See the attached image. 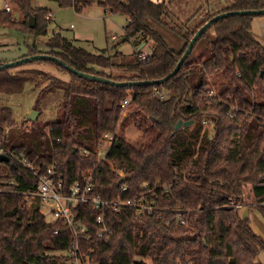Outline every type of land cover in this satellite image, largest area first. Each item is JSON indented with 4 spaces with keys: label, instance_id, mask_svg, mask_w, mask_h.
Here are the masks:
<instances>
[{
    "label": "trees",
    "instance_id": "obj_1",
    "mask_svg": "<svg viewBox=\"0 0 264 264\" xmlns=\"http://www.w3.org/2000/svg\"><path fill=\"white\" fill-rule=\"evenodd\" d=\"M13 1L26 18L18 21L9 10H0V28L47 33V8H34L32 0ZM57 1L80 11L94 0ZM100 3L106 11L129 18L127 36L137 46L151 41V55L118 65L107 49L90 51L59 33L48 50L34 46L32 54H52L80 71L120 81L154 80L174 69L197 29L217 13L264 8V0H217V8L193 27L188 22L173 27L184 38L182 49L175 51L148 24L149 18L168 16L165 0ZM30 15L36 18L35 27L29 25ZM256 16L235 14L217 20L179 71L160 84L91 81L51 61L67 77L55 75L40 90L37 109L54 86L60 95L55 120L43 125L31 120V128H15L12 108L0 103V147L23 154L42 171L55 164L66 188L92 170V194L106 199L146 195L155 200L151 213L108 211L109 240L97 235L99 212L80 204L78 215L92 233L79 242L88 264H264L257 260L264 254V236L239 213L245 204L244 188L250 184L252 207L264 217V45L252 33ZM201 40L205 46L198 52ZM119 70L122 73L115 75ZM49 74L40 67L23 68L0 76V90L21 93L24 82L39 85ZM211 86L216 95L208 98ZM125 100L128 104L123 106ZM180 119L194 122L175 129ZM132 123L141 134L129 140L126 129ZM205 124H212L213 135ZM108 132L115 139L105 158L81 154L82 148L95 149ZM37 184L38 177L18 160L0 162V264H75L72 232L56 234L59 222H48L40 198L26 195ZM124 185L127 190L122 192ZM178 212L185 223L177 222Z\"/></svg>",
    "mask_w": 264,
    "mask_h": 264
},
{
    "label": "rangeland",
    "instance_id": "obj_2",
    "mask_svg": "<svg viewBox=\"0 0 264 264\" xmlns=\"http://www.w3.org/2000/svg\"><path fill=\"white\" fill-rule=\"evenodd\" d=\"M101 1L103 0H94L90 5L77 11L74 6H62L57 0H32L34 8H47L53 15L49 20L47 33L34 35L17 29L0 28V63L12 62L30 56L32 54L31 48L34 46L41 50H48L52 37L58 33L63 37L74 40L77 44L90 51L107 49V53L112 56L115 64L128 65L136 63L138 61L136 47L132 37H128L126 33L129 18L121 13L106 11L105 7L100 3ZM154 1L161 2L163 0ZM6 2L10 3L9 8L5 7ZM165 2L169 6L168 16L163 20L149 18L148 24L158 30L175 51L182 49L184 38L173 27L187 22L190 27H193L208 14L210 9L217 8V0H209L211 2L210 5L207 4L208 0H165ZM3 9L9 10L15 20L23 21L26 18L22 9L13 0H0V10ZM262 17L257 15L254 18L252 33L264 45V23L261 22ZM112 35H115L116 38L112 39ZM137 39L140 40L139 37ZM204 44L205 41L201 40L196 51L200 52L204 48ZM151 48L152 42L147 41L142 51L149 53ZM31 67H40L50 74L47 75V78L41 80L39 85H35V82H24V88L21 93L11 94L0 90V103H6L14 112V118L17 121L15 128H20L22 125L28 128L32 127L31 120L25 124L23 122L32 110L39 111L37 121L40 125L47 121L55 120L57 116L60 95L59 90L55 92V86L41 100L40 109L36 108L38 94L51 78L55 77V75L63 79L67 77L66 73L51 61H29L8 67L0 70V76L12 75L20 69ZM123 114H128L127 109ZM204 129L209 132L210 136L213 135L212 124H205ZM126 134L129 140H134L141 134V131L132 123L126 129ZM104 151L106 154L108 146ZM244 189L245 204H254L255 198L253 193H251V185L247 184ZM52 208L51 205L46 204L42 205L41 209L50 223L56 221ZM242 214L251 217L255 228L256 220L264 224V217L258 209L245 208ZM257 260L263 262L264 254L260 253Z\"/></svg>",
    "mask_w": 264,
    "mask_h": 264
},
{
    "label": "built area",
    "instance_id": "obj_3",
    "mask_svg": "<svg viewBox=\"0 0 264 264\" xmlns=\"http://www.w3.org/2000/svg\"><path fill=\"white\" fill-rule=\"evenodd\" d=\"M5 7L9 8L10 3L6 2ZM108 10V9H107ZM110 11V10H108ZM52 13L48 14V17H52ZM151 52H139L138 57L145 60ZM216 95V90L213 86L209 89L207 97L210 98ZM128 104V100H125L123 106ZM115 139L114 134L105 133L98 143L95 149L82 148L81 154L84 156L96 155L98 159L105 158L109 151L113 141ZM108 146V151L105 154V148ZM0 154H6L15 160H18L26 168L32 171L38 177L37 188L34 192H27V197H39L42 205H51L52 212L56 218L55 222H59V226L54 230L56 234L63 231H71L73 240L70 244V252L75 255V264H88L81 257L80 252V239H89L92 236L89 226L82 221V217L78 214L80 204L86 203L88 206L98 211L96 217V223L99 224L97 235L104 237L105 240L110 239V230L105 222V216L108 211L120 210L122 208L133 209L137 214L151 213L154 210V199H149L146 195L134 196V197H120L117 199H106L100 195L92 194L94 188V176L93 171H87L83 174L81 180H76L66 188L63 174L58 173L55 164L47 168L46 171H42L41 167L33 160L26 156L19 155L13 150H6L0 147ZM14 162V161H13ZM127 190V185H124L121 189L122 192ZM177 222L185 223V219L181 212L176 214ZM92 252V251H91ZM189 264H192L190 261Z\"/></svg>",
    "mask_w": 264,
    "mask_h": 264
},
{
    "label": "water",
    "instance_id": "obj_4",
    "mask_svg": "<svg viewBox=\"0 0 264 264\" xmlns=\"http://www.w3.org/2000/svg\"><path fill=\"white\" fill-rule=\"evenodd\" d=\"M235 14H243V15H264V8H252V9H243V10H229V11H224V12H220L217 13L216 15H214L213 17H211L209 20H207L204 24H202L197 31L195 32V34L192 36V38L190 39L186 49L184 50V52L182 53V55L180 56V58L177 61L176 66L174 67V69L167 74L165 77L162 78H158V79H154V80H127V81H120V80H116L113 78H108L102 75H98V74H92V73H88V72H84V71H80L78 70L76 67L72 66L71 64L65 62L64 60H62L61 58L52 55V54H47V53H37V54H32L30 56H27L25 58L16 60V61H12V62H7V63H0V70H4L8 67H13L22 63H27L29 61H38V60H46V61H57L61 66H63L64 68H66L67 70L77 74L80 77L86 78L88 80L91 81H96V82H103V83H107V84H112V85H120V86H125V85H147V84H160L163 82H166L167 80H169L172 76H174L180 69V67L182 66V64L184 63V61L187 59V57L191 54V52L193 51L197 41L200 39V37L204 34V32L210 28L213 23H215L217 20L229 16V15H235ZM29 25L30 27H35L36 26V18L33 15H30L29 17ZM146 44V42L144 41L143 43H141L140 45L137 46V51H141L143 46ZM39 115V111L37 110H32L28 116L27 119L28 120H32V121H36ZM194 122V120H183L180 119L176 125H175V129H179L183 126H187L190 125ZM77 149H75L76 151ZM0 162H11L10 157L6 154H0ZM14 164V162L12 163Z\"/></svg>",
    "mask_w": 264,
    "mask_h": 264
},
{
    "label": "crops",
    "instance_id": "obj_5",
    "mask_svg": "<svg viewBox=\"0 0 264 264\" xmlns=\"http://www.w3.org/2000/svg\"><path fill=\"white\" fill-rule=\"evenodd\" d=\"M51 13V12H50ZM50 19H51V17H50ZM254 21V20H253ZM262 23H264V16L262 17V21H261ZM263 31H264V27H263ZM116 37H115V35H112V39H115ZM132 41H133V43H134V45H135V47H136V51H137V41H135V39L134 38H132ZM138 41H140V40H138ZM113 60V59H112ZM114 62V61H113ZM122 73V71L121 70H119V71H115L114 72V74L115 75H118V74H121ZM252 193V192H251ZM251 196L253 197V195L251 194ZM243 200H244V202H245V198H244V194H243ZM253 204V203H252ZM252 204H244L243 206H241L240 207V210H239V213H240V215L243 217V218H248L249 220H250V222H251V225H252V227H253V229L256 231V233L257 234H260V235H262V236H264V224H262L260 221H258V220H256L257 222L255 223L256 224V228L254 227V225L252 224V220H251V217H249V216H247V215H243L242 214V212H243V210L245 209V208H251V209H255L254 207H252ZM251 206V207H250Z\"/></svg>",
    "mask_w": 264,
    "mask_h": 264
}]
</instances>
